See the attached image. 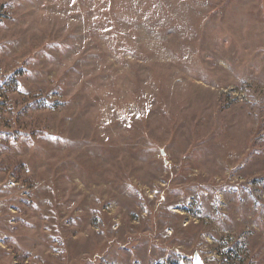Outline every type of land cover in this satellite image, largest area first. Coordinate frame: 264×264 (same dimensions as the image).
<instances>
[{
    "label": "rangeland",
    "instance_id": "374dc122",
    "mask_svg": "<svg viewBox=\"0 0 264 264\" xmlns=\"http://www.w3.org/2000/svg\"><path fill=\"white\" fill-rule=\"evenodd\" d=\"M264 264V0H0V264Z\"/></svg>",
    "mask_w": 264,
    "mask_h": 264
},
{
    "label": "water",
    "instance_id": "95a60500",
    "mask_svg": "<svg viewBox=\"0 0 264 264\" xmlns=\"http://www.w3.org/2000/svg\"><path fill=\"white\" fill-rule=\"evenodd\" d=\"M193 264H206V263H204L200 255L195 254L194 259H193Z\"/></svg>",
    "mask_w": 264,
    "mask_h": 264
}]
</instances>
